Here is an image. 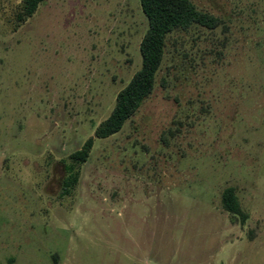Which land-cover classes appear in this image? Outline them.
I'll use <instances>...</instances> for the list:
<instances>
[{
  "label": "rangeland",
  "instance_id": "374dc122",
  "mask_svg": "<svg viewBox=\"0 0 264 264\" xmlns=\"http://www.w3.org/2000/svg\"><path fill=\"white\" fill-rule=\"evenodd\" d=\"M21 2L0 0V264H264V0H191L218 27L167 37L153 93L67 196L148 20L140 0H47L17 27Z\"/></svg>",
  "mask_w": 264,
  "mask_h": 264
},
{
  "label": "trees",
  "instance_id": "16d2710c",
  "mask_svg": "<svg viewBox=\"0 0 264 264\" xmlns=\"http://www.w3.org/2000/svg\"><path fill=\"white\" fill-rule=\"evenodd\" d=\"M46 1L22 0L15 15L17 27L32 18ZM140 4L149 25L140 44L141 68L118 93L110 116L96 128L94 136L70 155L69 163L65 165L67 176L63 180V196L70 195L76 188L80 168L88 161L95 140L108 139L121 132L153 93L164 59L167 37L174 31H187L195 25L207 29H215L219 25L217 18L199 11L191 0H140ZM222 206L226 212L238 217L242 224L248 220L234 188L223 191Z\"/></svg>",
  "mask_w": 264,
  "mask_h": 264
}]
</instances>
